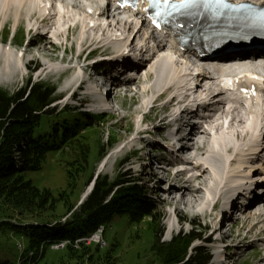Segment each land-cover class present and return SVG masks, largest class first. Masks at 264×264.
Masks as SVG:
<instances>
[{
    "label": "trees",
    "instance_id": "16d2710c",
    "mask_svg": "<svg viewBox=\"0 0 264 264\" xmlns=\"http://www.w3.org/2000/svg\"><path fill=\"white\" fill-rule=\"evenodd\" d=\"M55 100L54 88L43 83L27 82L22 90L12 94L0 90V130L3 132L0 138V226L29 238L26 251L17 246L24 253L19 263L5 260L0 264H27L23 260L34 264L45 247L90 235L115 215L125 217L130 224L146 223V230L153 238L148 253L151 264H208L209 255L201 248L187 257L191 244L200 237L195 232L178 234L169 242H161L162 214L134 178L111 180L107 175H98L89 195L72 211L93 177L95 164L118 137L109 132L106 145L102 140L94 141L95 153L91 157L90 141L99 129L95 123L105 122L104 117L87 118L68 107L56 112L55 108H48ZM42 107L47 108L41 114L35 112ZM54 152L58 153L67 179V190L55 195L25 179L26 171L40 170L47 155ZM16 153L18 162L14 159ZM59 210L62 212L58 213ZM62 219L64 223L60 222ZM140 238L137 233L128 244ZM116 245L105 248L83 242L77 248L65 245L58 249L66 250L59 264H122L120 255L113 254Z\"/></svg>",
    "mask_w": 264,
    "mask_h": 264
},
{
    "label": "bare ground",
    "instance_id": "6f19581e",
    "mask_svg": "<svg viewBox=\"0 0 264 264\" xmlns=\"http://www.w3.org/2000/svg\"><path fill=\"white\" fill-rule=\"evenodd\" d=\"M39 1H45V0H5L0 2V25L5 22H9V18L11 17V21L14 22L15 25H17L18 18L20 17L21 13L24 11L23 7L26 6L24 14L26 15V18H31L33 10L38 6ZM90 1V0H87ZM96 0H92V4ZM98 2H102V0H99ZM91 2H88V5H92ZM88 6L82 5L81 9L78 10L79 6H72L67 10L66 14H63L62 12H59L58 16L53 15L49 17V20L52 22L51 29L57 30L59 27L56 24V19L59 18L60 20H63V23L66 25L64 26L63 30L66 29L72 34L74 33L75 29H77V39L79 41V47H78V53L85 48L91 47L92 45H95V48L107 52V50H118L119 48H122L125 46L123 43H125V40L127 38H121L115 36V33H111L110 29L114 28L121 23L124 25L121 27V33L128 34L130 32L128 30L127 22H133L135 21L134 15H128L127 12H118L116 13L115 17L119 20L117 22H114L112 24H109V19L112 17V13L109 12L106 9H103L101 15L97 16V10L92 8H86ZM97 7V6H95ZM78 8V9H76ZM74 10V11H73ZM78 10V11H76ZM92 10V13H91ZM73 11V12H72ZM106 11V13H103ZM94 12V14H93ZM110 14V15H109ZM108 15V17H107ZM38 22L42 20L41 13L37 14ZM94 18V19H93ZM102 18V19H101ZM93 19V20H91ZM90 20L92 22H90ZM94 20L103 21L104 23H107L106 27L102 28L100 25L101 23H95ZM77 23H79V28L76 26ZM48 24V25H49ZM132 24V23H130ZM75 25V26H74ZM135 28L137 27V23L134 24ZM44 25H39L35 27L37 29L38 27H42ZM127 26V27H126ZM61 34L60 32L54 33L53 36L57 37V41L60 42V39L58 35ZM132 33L129 35L131 37ZM137 33L132 37L133 39L136 38L137 40ZM128 36V35H127ZM129 41V40H127ZM148 40L143 43L142 40L139 38V46L144 47L146 49L147 44H145ZM162 45L161 47H159ZM127 46V45H126ZM164 43L160 42L158 44L154 43L152 45V49L156 48L155 50H151L148 54L147 59H144L142 61V65L148 64L150 59L157 58V60H153L152 65L148 67V69L144 70V67L142 70L144 71L143 77H146L147 79L152 78V85L153 88L149 90H144L146 93L150 92L154 94L158 89V93L154 96L153 100H150V103L155 105L157 103V99L167 93L168 91L171 92L175 90V93L178 94L180 88L186 89L185 85H190L189 78L185 77L182 78L180 75V72L182 70L189 69V67L192 69L193 67L195 69H198L201 71V65L202 61H196L194 60L190 63L187 62L186 57L182 58V56L179 55V58L176 59L172 63V65H175L176 63L180 62V66L177 68L171 66L170 62L172 59L168 58L166 59L163 55ZM40 48L39 43L32 44L30 43L28 48L26 49V53L23 57H21V60L18 61L16 58L15 53L10 48H2L0 46V78L4 77L7 80V83H10L16 74H18V70L24 68V66L27 68L26 65H21L22 61H24L27 57L28 51H31L32 49ZM83 48V49H82ZM110 48V49H109ZM187 58H191V54H185ZM132 59H135L133 57ZM247 61L249 69H251V72H254V70H264V53H258L256 55H232L229 58H219L215 61L208 60L207 63L210 65L209 70L204 72V76L206 75L207 79H213L214 77L212 73L215 74V78L218 79L223 73H230L231 75L240 73V72H247L248 68L245 66L243 67L238 62L240 61ZM140 62V61H139ZM137 59L134 60V63H139ZM115 65H112L111 68H114ZM56 68V69H55ZM53 71L49 70L50 72H57L61 70L59 67H55ZM70 68V67H68ZM49 69H52L51 66H49ZM71 70H77V68H71ZM80 70V68H79ZM193 70V69H192ZM194 71V70H193ZM81 74V72H80ZM76 75L73 77V82L66 84L62 90L61 93H65V96L68 95L69 97H72L77 94L80 87L84 84V78H91L94 76V71L92 73L86 74L85 76L82 74ZM224 74V75H225ZM217 75V76H216ZM192 79V78H191ZM187 80V81H186ZM194 80V78L192 79ZM196 80L201 84L205 86L207 82L205 80L199 81L197 78ZM186 81V84H184ZM196 81V82H197ZM210 81V80H207ZM1 86V82H0ZM140 89L143 88L142 84H139ZM264 88V87H263ZM139 90L138 87H135V89H132L131 91L134 93H137ZM205 91H207V88H205ZM72 92L70 95L69 93ZM144 92V93H145ZM68 96H66L68 98ZM175 97L171 98V100H168V104L175 101ZM227 103L223 101V105L225 106ZM260 108H264V103L260 104L258 103V107L255 105H249V104H233L231 106H225L222 110L213 111L211 113V116L208 117L207 121V127L212 128V130H218L220 128L219 121L224 119L227 124V129L229 133H232V136L229 137V135H224L222 133L217 134V137L213 139V142L211 144H207L205 148H203V152L201 154V157H203L204 162L202 164L197 163L192 165L188 172L195 171V174H191L190 176H187V171H181L177 172L173 176V180H176L177 183H179L182 180L181 184H178L177 189L174 188V185L168 184L167 187H165V194L166 201L169 204H173L179 211H183L184 213L192 212L195 217L198 216H206V207L209 203V201H212L213 198L217 195H219L220 199L225 198V194L222 193V188L225 187L226 189L230 191H234L235 184L237 183L234 179V174L232 173V176L230 178H223L225 164L228 162L225 157L226 153H229L230 151L234 152L237 151L238 145L235 142L236 140H245V141H259L258 143V151L261 155L262 159H264V136L260 135L257 136V134H253L252 136L249 135V133H252V125L255 127L258 125L262 119L264 118V113L261 112ZM206 119V118H205ZM257 119V122L256 120ZM260 127V125H259ZM263 128V127H262ZM251 130V132H250ZM205 130L202 128H199L197 131V136L200 139L201 136H205L206 133ZM140 134L141 131H139ZM140 140V139H139ZM256 145V144H255ZM256 146L250 147L252 150L256 149ZM249 148V149H250ZM113 150V149H112ZM110 151L104 159L100 163L99 170L102 172H105L109 165H111L114 161L116 156L118 155V150ZM210 151V153H209ZM190 152V151H189ZM231 164V162H229ZM240 165V162H238V168L241 167L243 169V173H246L248 170L250 171L253 165L246 160ZM204 165L205 167H202ZM256 168L254 169H264L261 163L255 162ZM252 172V171H251ZM250 172V173H251ZM243 176V174H240L238 177L240 178ZM242 184H245L242 182ZM175 195V196H174ZM244 222H243V229L245 232V236H241L238 234L237 239L239 241H246L247 236L251 235L252 232L259 230L257 233V236L252 239L251 246H254V243L263 242L264 238H260L261 235H264V201L260 200L258 202H255L249 206L244 212H243ZM99 230V235L101 233V229ZM97 230V233H98ZM171 230V227L169 226V232ZM168 232V234H169ZM241 232V231H239ZM97 235V234H96ZM226 238V236L222 235L221 239ZM259 252L262 254L260 258V262H264V248L258 249Z\"/></svg>",
    "mask_w": 264,
    "mask_h": 264
},
{
    "label": "rangeland",
    "instance_id": "374dc122",
    "mask_svg": "<svg viewBox=\"0 0 264 264\" xmlns=\"http://www.w3.org/2000/svg\"><path fill=\"white\" fill-rule=\"evenodd\" d=\"M10 25L7 26L10 33L14 30L15 24L9 22ZM21 26H23V21L18 25V38L15 37V39L12 41L16 44L17 40L20 39L21 34L24 35V32L20 31ZM7 27H5L4 32L7 31ZM1 29V25H0ZM4 32L2 35H4ZM74 34V33H73ZM74 37L75 45L78 46L79 41L77 40V36ZM9 35V34H8ZM63 39V38H62ZM3 48V47H2ZM14 48V47H12ZM11 48V50H13ZM61 49L57 48V51L54 53H51L52 56L59 55ZM35 52V50L33 51ZM42 54H45L43 52ZM57 59V58H56ZM53 69L55 67H61V66H51ZM56 69V68H55ZM93 70L89 69V72H92ZM84 72V70L81 68V73ZM80 74V70L78 71H66L64 72L60 77H58V74H45L41 75V77H37L36 74L34 75H27V77L30 78L32 83L40 82L49 85L50 87H53L55 92V96L61 98L62 100L59 102H55L51 106H55L58 112L59 110L63 109L65 106L68 107V110H76V112H82L78 106L81 104L80 99H76L74 101L68 99L65 96V93H61L62 88L71 82H73V77ZM143 74V73H142ZM141 74V75H142ZM81 75V74H80ZM138 75V74H137ZM140 75V76H141ZM83 76V75H82ZM26 72L24 69H19L18 74L15 75L14 79L16 82H10L7 83V80L4 77L0 78L1 86L0 90H5L7 92H13L18 90L22 85L26 83ZM142 78V76H141ZM144 82L143 88L139 90L138 94H131L130 92L126 91V94L123 99V109L120 110L117 108V104L112 103V111L109 114V116L106 117L107 122L106 123H95L96 126H99V129L93 139L90 141L91 145L94 144V141L102 140L103 144L106 145L107 141V135L108 131L113 132V134L117 135L119 137V141L111 147V149L108 148L106 151L105 156L113 149V147L120 148L121 151L118 153V155L115 158V161L109 165L108 169L105 172L101 171V175H107L111 180H113L115 177L127 179V178H136V180L143 179L142 182L143 185L146 184V179H151L149 176V169L146 168L142 173L137 172V165L136 161L138 159L142 158V155L139 154L137 158H130L126 163L121 165V159L128 154L130 150H135L137 148L141 147H147L145 146L144 142H141L139 139V136L134 139V136H132L136 130L139 128V121L143 114H145V119H148L151 121L153 117H160L162 113V106L164 104V101H162L159 105V108H154V111H150V100H153L154 95L150 92L144 93V90H149L153 88V85L148 79L142 78ZM133 84L124 85L121 87L122 90H126L129 88H133ZM159 90V89H158ZM157 90V91H158ZM145 94V95H143ZM156 91V93H157ZM169 91L165 94H168ZM179 93V92H177ZM141 94V98L139 100ZM145 96V97H144ZM182 96V95H179ZM79 98V97H78ZM91 112L89 115H95L98 114L97 107L94 106L91 108ZM87 115V117L89 116ZM202 120H200L201 122ZM148 126V125H147ZM1 135V133H0ZM96 138V140H95ZM238 145L237 154H226V157L228 159V162L225 165V170L231 171L234 175L238 174L237 168H238V162L242 161V159H245L248 161L249 164V156L246 154L243 155L242 148L245 147L246 142L245 141H239L236 142ZM149 147V146H148ZM107 148V147H106ZM161 146H158L156 149H161ZM148 149V148H146ZM147 151V150H146ZM95 148L94 145H92V153L91 157L94 156ZM129 155V154H128ZM159 156H163V154H160ZM235 157V158H233ZM234 160L235 162H231L229 164L230 160ZM99 162L95 164L98 165ZM264 163V161H262ZM141 168V167H140ZM264 168V166H263ZM244 168H242L243 170ZM236 172V173H235ZM190 174H188L189 176ZM239 176V174H238ZM236 177L234 179H239L240 182H242V178ZM172 176H168L169 179L172 181ZM25 179L32 182L34 186H36L39 189H48L51 193L54 195L57 194L60 190H67V179H66V173L64 168L60 165L58 153H49L47 157L44 159L41 169L37 171H26L25 172ZM176 180L174 182L172 181V184L178 185ZM239 182V183H240ZM158 186V185H157ZM81 195V194H80ZM161 195V194H160ZM157 205L158 212H160L164 217L161 219L160 227L162 228V234H161V242H168L170 241L171 237H174L178 234H188V232L191 230V225L188 224V221L194 220L196 224L199 225L200 228L204 226V224L208 223L210 221L207 218H203V216L195 217V215L192 212L184 213L183 211L181 213V216L184 218L185 223L183 225L179 224L178 227L173 225L172 217H167L166 212V206L170 205L167 202L163 201V197L159 196V192L157 190H154V193L151 192L149 194ZM74 201V199L72 200ZM61 208V207H60ZM61 213L62 211L59 210ZM104 225V233H103V240L105 241V246H100V248L110 247L112 244H117L114 247L113 254L116 253L117 255H120L121 257V263L122 264H151L150 258L151 255H149V248L153 242V238L151 237L150 231L146 230L147 226L146 223H141L140 225L136 223H128L126 218L121 215H115L111 218L110 221H107L103 223ZM237 227L233 231L234 240L230 239L228 242H232L233 244H237V247L235 249H231L229 256L231 259L228 260L227 264H264V262H260V258L262 254L259 252L258 249L264 248V241L254 243V246H251V240L254 239L257 236V233L259 230H256L252 232L251 235L247 236V240L241 244L237 243V240L235 239V235L239 228V223L236 224ZM169 226L171 229H176L174 232H171V234H168ZM210 228L208 227L206 229L205 234H202V237L208 236L210 233ZM180 231V232H179ZM179 232V233H178ZM193 232L200 233L199 230H193ZM203 232V231H202ZM139 234L141 237L138 240H135L133 243L128 244L131 239L136 235ZM239 233V232H238ZM241 236H245V232L239 234ZM264 235H261L260 237H263ZM28 235L24 233H15L11 232L6 226H0V262L1 261H12L19 263L21 253L17 249V244L19 245V249L22 250V246L24 248V251L28 248ZM98 242V241H97ZM197 246H200L199 241L194 242L190 249L188 250V256L194 255V250ZM66 250H53L50 247H45L43 255L37 259L34 264H59V258L65 254ZM264 254V253H263ZM210 255V254H209ZM23 260V258H22ZM150 262H149V261ZM27 261V264H31L29 260H23ZM213 261L211 260L210 255V261L208 260V264H213Z\"/></svg>",
    "mask_w": 264,
    "mask_h": 264
},
{
    "label": "snow or ice",
    "instance_id": "6c2138e0",
    "mask_svg": "<svg viewBox=\"0 0 264 264\" xmlns=\"http://www.w3.org/2000/svg\"><path fill=\"white\" fill-rule=\"evenodd\" d=\"M210 6L212 8L219 7L221 9H232L234 7L232 5L226 4L224 0H185V3L181 5V7H185L188 9V11L184 13L186 16L195 18L194 22H198L201 16L208 15V10ZM239 7L245 9L246 11H250V12L254 11L251 5H240ZM157 14L159 15V13ZM221 14H222L221 12H213L211 16H209L208 18L212 19L213 21H218ZM258 15L260 17H264V11H261L260 13H258ZM226 19L227 22L230 24L232 18L226 17ZM240 38L246 39L247 37L241 36Z\"/></svg>",
    "mask_w": 264,
    "mask_h": 264
},
{
    "label": "built area",
    "instance_id": "2783aa9c",
    "mask_svg": "<svg viewBox=\"0 0 264 264\" xmlns=\"http://www.w3.org/2000/svg\"><path fill=\"white\" fill-rule=\"evenodd\" d=\"M96 236H99V230H98V233ZM64 244H61V245H56L54 248H61Z\"/></svg>",
    "mask_w": 264,
    "mask_h": 264
},
{
    "label": "water",
    "instance_id": "95a60500",
    "mask_svg": "<svg viewBox=\"0 0 264 264\" xmlns=\"http://www.w3.org/2000/svg\"><path fill=\"white\" fill-rule=\"evenodd\" d=\"M98 173H99V170L97 171V173H96V174H98ZM95 176H96V175H95ZM88 190H89V189H88ZM88 190H87V191H88ZM81 200H82V198H81ZM81 200H80V201H81Z\"/></svg>",
    "mask_w": 264,
    "mask_h": 264
}]
</instances>
